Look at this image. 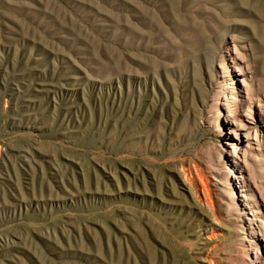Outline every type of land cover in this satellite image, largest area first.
Segmentation results:
<instances>
[{"label": "rangeland", "instance_id": "1", "mask_svg": "<svg viewBox=\"0 0 264 264\" xmlns=\"http://www.w3.org/2000/svg\"><path fill=\"white\" fill-rule=\"evenodd\" d=\"M0 264H264V0H0Z\"/></svg>", "mask_w": 264, "mask_h": 264}, {"label": "bare ground", "instance_id": "2", "mask_svg": "<svg viewBox=\"0 0 264 264\" xmlns=\"http://www.w3.org/2000/svg\"><path fill=\"white\" fill-rule=\"evenodd\" d=\"M189 174H190L189 172L188 173L183 172V183L186 184V186L190 185L189 184V180H190ZM200 192L202 193L203 198L200 196ZM193 193H194V197L196 198L198 203L201 204V206L205 205L208 208L210 207L209 201H208V194H207V191L205 190V188L203 186L196 187L195 192L193 191Z\"/></svg>", "mask_w": 264, "mask_h": 264}]
</instances>
